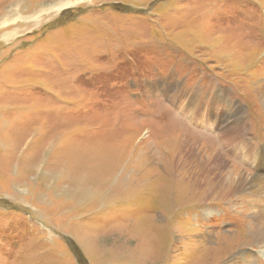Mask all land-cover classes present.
Masks as SVG:
<instances>
[{
  "label": "rangeland",
  "instance_id": "obj_1",
  "mask_svg": "<svg viewBox=\"0 0 264 264\" xmlns=\"http://www.w3.org/2000/svg\"><path fill=\"white\" fill-rule=\"evenodd\" d=\"M62 1L0 0V264H264V0Z\"/></svg>",
  "mask_w": 264,
  "mask_h": 264
},
{
  "label": "bare ground",
  "instance_id": "obj_2",
  "mask_svg": "<svg viewBox=\"0 0 264 264\" xmlns=\"http://www.w3.org/2000/svg\"><path fill=\"white\" fill-rule=\"evenodd\" d=\"M71 2L70 1H62L61 3H59V4H57V6L55 7L56 9H58V10H60L62 7H64V6H67L68 4H70ZM213 49V48H212ZM248 54V53H247ZM247 56V55H246ZM226 62V61H225ZM229 62V61H228ZM227 62V63H228ZM264 73V72H263ZM260 80V79H259ZM258 83H260V81H258ZM257 87V86H256ZM261 94H262V97H264V86H262V88H261ZM257 95V94H256ZM261 99V98H260ZM198 102V101H197ZM228 102V101H227ZM202 104V103H201ZM231 104V103H230ZM263 104V103H262ZM201 106V105H200ZM232 109H234V107L232 108ZM235 111H236V108H235ZM191 113V112H190ZM196 113V112H195ZM189 116V115H188ZM200 119V118H199ZM242 119V118H241ZM193 121H194V119H193ZM202 121V120H201ZM200 122V121H199ZM226 123V122H225ZM227 129V128H226ZM224 132V131H223ZM228 133H229V131H227ZM226 132V133H227ZM236 132V131H235ZM186 133V132H185ZM219 135H220V133H219ZM232 135H234V134H232ZM244 135V134H243ZM246 135V134H245ZM181 136H183V135H181ZM191 136V135H190ZM223 136V135H222ZM235 136V135H234ZM247 136V135H246ZM194 137V136H193ZM192 137V138H193ZM179 139V138H178ZM247 140V139H246ZM245 140V141H246ZM170 141V140H169ZM195 141V140H194ZM219 141V140H218ZM247 142V141H246ZM177 145V144H176ZM228 145V144H227ZM180 146V145H179ZM230 145H228V147H229ZM249 146V145H248ZM183 148V147H182ZM239 148V147H238ZM206 149H208V148H206ZM231 149V148H230ZM237 149V148H236ZM239 150V149H238ZM216 151V150H215ZM247 151V150H246ZM239 152H240V150H239ZM219 154V153H218ZM217 154V155H218ZM201 156V155H200ZM242 156V155H241ZM195 157V156H194ZM216 158V157H215ZM219 159V158H218ZM200 161H202V160H200ZM203 162H204V159H203ZM202 163V162H201ZM203 165V164H202ZM214 165V164H213ZM228 165V164H227ZM205 166V165H204ZM210 167V166H209ZM229 167V166H228ZM202 168V167H201ZM224 168V167H223ZM230 169V168H229ZM231 170V169H230ZM230 172V171H229ZM238 172V171H237ZM236 173V172H235ZM185 175V174H184ZM236 175V174H235ZM206 176H208V175H206ZM253 177H254V175H253ZM263 177V176H262ZM239 179V178H238ZM196 181V180H195ZM252 181V180H251ZM215 182V181H214ZM230 183V182H229ZM252 183V182H251ZM255 183V182H254ZM258 183V182H257ZM259 185V184H258ZM250 186V185H249ZM226 187H227V185H226ZM236 186H234V188H235ZM222 188V187H221ZM243 188V187H242ZM227 189V188H226ZM257 189V188H256ZM229 190V189H228ZM254 192V191H253ZM258 192H260V191H258ZM252 193V192H251ZM257 193V192H256ZM232 196V195H231ZM244 196V195H243ZM241 198V197H240ZM246 198V197H245ZM254 198V197H253ZM249 203V202H248ZM253 204V203H252ZM255 208V207H254ZM249 210V209H248ZM261 210H263V209H261ZM255 212V211H254ZM259 213V212H258ZM257 214V213H256ZM255 214V215H256ZM259 215H260V213H259ZM257 216H258V214H257ZM251 217V216H250ZM263 219V218H262ZM249 220V219H248ZM251 220V219H250ZM260 220V219H259ZM255 224H257V223H255ZM259 225V224H258ZM257 225V226H258ZM256 226V227H257ZM261 226V225H260ZM253 227V226H252ZM259 231H261V230H259ZM259 240V239H258Z\"/></svg>",
  "mask_w": 264,
  "mask_h": 264
}]
</instances>
